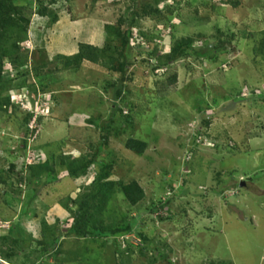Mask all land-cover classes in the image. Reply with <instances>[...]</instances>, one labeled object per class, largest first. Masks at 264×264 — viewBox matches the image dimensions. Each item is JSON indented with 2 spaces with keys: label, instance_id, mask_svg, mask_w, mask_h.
Returning a JSON list of instances; mask_svg holds the SVG:
<instances>
[{
  "label": "rangeland",
  "instance_id": "374dc122",
  "mask_svg": "<svg viewBox=\"0 0 264 264\" xmlns=\"http://www.w3.org/2000/svg\"><path fill=\"white\" fill-rule=\"evenodd\" d=\"M2 1L8 263L264 264V0H169L160 14L154 0ZM80 44L99 63L65 67ZM72 159L89 163L76 177ZM44 162L48 177L24 181ZM96 179L117 185L86 228L113 232L68 233ZM133 180L131 206L118 185Z\"/></svg>",
  "mask_w": 264,
  "mask_h": 264
},
{
  "label": "trees",
  "instance_id": "16d2710c",
  "mask_svg": "<svg viewBox=\"0 0 264 264\" xmlns=\"http://www.w3.org/2000/svg\"><path fill=\"white\" fill-rule=\"evenodd\" d=\"M156 9L153 10L152 13L154 14H160L161 11L157 8V6L163 1V0H154ZM50 2H53V0H50ZM236 2L233 3V6H236ZM3 7L4 1L0 0V17L3 13ZM6 8V7H5ZM171 7L168 6L167 11L170 12ZM37 13L40 15H43L45 13V9L42 6L36 7ZM119 25L116 26V31H118ZM128 39H129V29L125 31L124 39H123V45L124 48H128ZM254 55L257 56L258 54L264 53V39L260 42V45L254 47ZM124 57H127L128 54L126 52L123 53ZM171 55L166 57V61L163 63H160L158 67L167 65V61L170 60L169 58ZM88 61L90 63L98 64L99 63V49L93 45L88 44H80L78 47V52L76 57L72 60H67L65 62V67H71L72 65L76 64L79 61ZM1 63L2 60L0 59V80H1ZM174 81L173 79H171ZM146 144L142 141H138L136 139H128L125 143V148L129 151L135 152L137 154H141L144 152ZM82 160L80 159H72L70 160L69 164H66L69 166V173L71 176L76 177L81 174L82 171L86 170L89 163H85L83 166H78V164L81 163ZM61 163H63L61 161ZM78 166V168H75L73 166ZM53 168L48 164V162H44L41 164L36 165H27L26 172L28 173V176L25 177L24 181H28L31 183V180L38 181L42 176H47L53 171ZM45 177V178H47ZM116 183L114 181H100V179L94 180L89 188V191L86 192V194L81 195L79 198H75L72 200V203L76 205L77 210L73 214L72 218V225L68 229V233H75L78 235L88 236L89 231L93 230L96 234H105V233H112L110 229H104L101 225L94 227L92 229H88L87 222L92 219L93 214L100 213L102 207L106 204L108 199L113 195L114 190L116 188ZM120 188V192L123 194L125 200L131 205L134 206L137 203H139L144 198V191L142 187L139 185L136 181H130L126 184H120L118 185ZM8 237V234L1 235L0 236V254L8 259V256L3 252L1 245L3 244L4 240ZM57 239L54 241L56 242ZM127 246L128 241H127ZM127 250V247L126 249Z\"/></svg>",
  "mask_w": 264,
  "mask_h": 264
},
{
  "label": "built area",
  "instance_id": "2783aa9c",
  "mask_svg": "<svg viewBox=\"0 0 264 264\" xmlns=\"http://www.w3.org/2000/svg\"><path fill=\"white\" fill-rule=\"evenodd\" d=\"M168 1L169 0H163L161 3H167ZM10 228H11L10 221H0V236L6 233ZM127 241H128L127 237L122 239V242L126 245L124 248L127 247ZM0 264H9L7 259H5L1 254H0Z\"/></svg>",
  "mask_w": 264,
  "mask_h": 264
},
{
  "label": "clouds",
  "instance_id": "9594fccd",
  "mask_svg": "<svg viewBox=\"0 0 264 264\" xmlns=\"http://www.w3.org/2000/svg\"><path fill=\"white\" fill-rule=\"evenodd\" d=\"M10 229H11V228H10ZM10 229H9V230H10ZM9 230H8V231H9ZM8 231H7L6 233H4L3 235L7 234V233H8ZM5 259H6V258H5Z\"/></svg>",
  "mask_w": 264,
  "mask_h": 264
}]
</instances>
